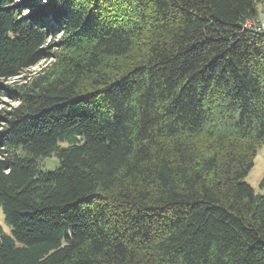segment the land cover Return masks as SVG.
<instances>
[{"label":"trees","instance_id":"obj_1","mask_svg":"<svg viewBox=\"0 0 264 264\" xmlns=\"http://www.w3.org/2000/svg\"><path fill=\"white\" fill-rule=\"evenodd\" d=\"M260 4L0 0V264H264Z\"/></svg>","mask_w":264,"mask_h":264},{"label":"rangeland","instance_id":"obj_2","mask_svg":"<svg viewBox=\"0 0 264 264\" xmlns=\"http://www.w3.org/2000/svg\"><path fill=\"white\" fill-rule=\"evenodd\" d=\"M33 0H16V6L20 8V11L23 15L28 14L30 12L29 8ZM260 19L264 20V0H261L260 4ZM59 38L58 36H53L48 38L47 49L44 53L43 60L38 63L36 66H33L31 69L26 71L22 78H13L8 81L7 83H12L15 81H22L28 75L34 74L36 72L41 71L42 69L47 68L51 64H53L57 60V54L61 53L62 50L59 45ZM27 75V76H26ZM16 102L9 95H4L0 98V109L9 107L11 104H15ZM59 164V161L56 157L45 158L39 162V166L43 170H52ZM264 177V143L258 149V153L254 160V166L249 172L248 176L246 177V181L253 186L256 192H262L260 189V181ZM0 226L4 229L5 232L11 234V227L5 221V215L2 209H0Z\"/></svg>","mask_w":264,"mask_h":264},{"label":"built area","instance_id":"obj_3","mask_svg":"<svg viewBox=\"0 0 264 264\" xmlns=\"http://www.w3.org/2000/svg\"><path fill=\"white\" fill-rule=\"evenodd\" d=\"M246 27L254 29L258 32L264 33V20L259 19V20H248L247 23L245 24Z\"/></svg>","mask_w":264,"mask_h":264}]
</instances>
